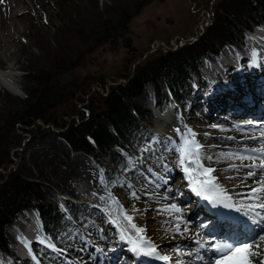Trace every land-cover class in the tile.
I'll use <instances>...</instances> for the list:
<instances>
[{"label":"rangeland","instance_id":"obj_1","mask_svg":"<svg viewBox=\"0 0 264 264\" xmlns=\"http://www.w3.org/2000/svg\"><path fill=\"white\" fill-rule=\"evenodd\" d=\"M43 1L45 2L43 5L41 4L42 6L37 4L33 10H29V16L25 21L24 33H15V42L8 48L9 52H14L16 54L17 64L13 65L15 64L14 61L2 58L1 53L0 72L15 71L16 68H19L20 71L24 73L22 80L25 93L26 91H34L37 93L39 90H37L35 84L31 83L33 79L32 72L37 74L42 71L45 76L52 77L55 83L57 80H60L62 86L67 83V81L71 80L70 83L74 85L70 101H68V98L64 95L65 93L56 94L53 90L52 101H55L54 105H57V107L53 106L49 112L57 118V123L61 124L62 121H65L67 127H64V129L54 128L50 126L51 124L45 126L41 121H37L38 126L41 128L38 129L34 135H31L30 132L27 131L28 128L16 124L13 130L15 134L21 135V146H19V148L9 149L8 155L9 157L11 156L12 164L8 167L7 172L0 170V180H3L4 178L2 177H5L10 170L15 171L24 180L32 181L42 186L44 191L43 199L47 204L54 205L59 199L68 200L73 204L87 207L89 213L82 218L81 224L73 225V229L67 233L66 236H60L58 238L59 242L56 244L59 246V250L64 251V254L57 252V254H59L58 256L56 253L52 252L50 255L51 258L47 257L45 260H42L43 263L38 261L37 264H95L93 258L88 262H78L79 260H76L72 249L75 248L80 251L79 253L84 255L91 247L94 253L101 254L104 248L108 247V249L111 250L115 248L118 250V246L116 247L115 244L117 240L119 241L120 229H117L108 219V217L111 216L109 212L113 210L108 211L105 207L97 206L93 203L96 201V198H89V195H87V193H82V191H80L82 193L81 195H73L69 192L59 190L54 183L55 180L53 178L51 179V177L50 183L46 181L44 176L46 175L47 169L50 170L52 168L53 173L54 171L58 172L61 170V167L57 165V162L61 160L62 163L63 160L69 159L70 161L75 159L82 163V166L86 165L89 167L87 172H91L101 184V193L104 198L112 194L116 195L117 202L124 206L123 211L133 217L132 223H135L137 227L145 229L140 235L156 245L162 246L161 243L164 242L163 246L169 245L170 247H175L177 250L180 249V246H183L182 248L184 251L190 249L185 251V256L191 257V259L187 260V264H193V262L195 264L196 260L200 259L193 256V254L197 253V246L206 249L204 241L208 240V236L212 233H206L208 229L205 228L202 220L198 222L200 221L198 212L197 214H194V212L198 211V204L202 205L203 203L207 204L211 202H204L200 196L195 195L196 193L192 190L194 185L189 181L187 174L184 173L181 167H175L176 171H171L176 174L174 177L175 179L170 176L171 172L169 168L171 164L169 165V163L172 161L173 165H178L177 154V159L165 156L162 160L160 156L163 155L165 146H167L168 154L172 152L173 144L169 141L178 142L175 138L173 139V133L175 137H178L176 133L177 128H179L182 133L185 131L187 132L188 129L194 131L196 133V139L198 138L197 142L203 146L201 150L206 152L212 151V149L218 147L223 148L224 152L227 154L240 153L251 148H259L260 146L246 144V142L243 141L248 139L244 131H241L242 135L241 133L239 134L240 138L237 137L234 139L233 135L229 134L231 131L228 129L231 124L235 125L237 128H241L245 126V123H242L243 125L240 126V120L246 121L249 120L248 118L255 119V117L245 116V118H233L230 115H226L221 109H219V112L216 113L217 116H215L209 113V111L214 112V110H210V108L215 104L222 106L221 103H219L220 98L225 97L224 102H227L226 98L229 97L228 95H239V91L232 92L231 88L232 86L238 85L242 78H240V76L243 73L248 75L242 80L244 82H249V84H251L255 82V79L263 81L264 75L261 74H264V60L261 59V71L256 58L253 57L252 59L254 61V66H252V61L249 62V58L252 56L247 47L242 52L244 54V61H242L239 52L227 45L222 46L219 52L207 55L203 64L198 67V72L194 74L191 83L186 85L185 93L188 95V99L186 108L183 109L181 108L182 106H178L177 100L168 99L164 94L159 96L153 86L148 83L144 92L133 99L131 104L133 103L137 108L144 111L143 118L145 120H152L153 138H151L148 144L144 140L145 138H143L134 146V150H132L133 156L131 155L127 163L126 171L122 172V176L113 184L108 182L104 171L100 169L93 159L84 152L71 151L69 145L62 138V134L67 132L68 125H70L72 121L76 120V124L80 125L89 116V111L85 109L88 104L86 102L82 103L80 100L83 98L87 100L94 91H96V93L98 92L103 99L106 100L107 95L111 92V88L127 84L132 77L135 76L136 70H134V74L131 76V71L135 63L138 62L136 67L145 66L146 62L151 66L154 61L165 52L175 51H171V49H177L176 51L179 49L180 51L181 48L183 49L185 46L192 44L191 42H196L205 35L208 27H210L209 24L218 20L220 12H217V8H219L221 2L228 0H134L138 9L135 13L133 10L134 6L132 5L130 11H128V9L125 10L124 17L126 23H124L122 31H118L119 29H117L116 37H113L115 32L109 33L110 31H108V35H106L105 31L103 36L101 33H98L96 36L94 35L95 39L98 37L95 44L92 43V40H88V38H84V36L80 35L79 30L83 25L93 27V23L96 22V18L98 17H103V20L110 24L109 20L113 18V14L118 13V10H114L117 4L116 0ZM171 19L173 22L171 25H168ZM62 26H66V31L70 34V37L68 36V43L66 44V47H68L67 57L62 64L55 63L54 65L51 64L50 67H45L47 59L45 53L41 49V47H43L41 45V37H45L44 41L48 44L47 50L51 52L54 51L57 49V40L55 38V32L52 31V27L61 28ZM244 36H246V32ZM128 38L132 39V46L136 49L134 53L129 52L127 48L124 47V45L127 44ZM181 40L185 43H182ZM162 42L164 45L160 44ZM250 42L252 51L261 50L259 47L255 48L253 41ZM227 49L229 50L228 56L232 57L236 64H234L232 59L229 63H226L228 58L226 60L223 59ZM1 51L2 49L0 52ZM148 52L150 53L149 55L147 54ZM213 58L222 60L220 62V71L225 73L227 79L229 76L228 82L229 80L235 79V77L226 72L227 66L239 68L241 65L239 70L241 75L239 74L236 78L238 81H235L232 86L222 84L218 91L219 88H214L215 84H213L216 81V78L214 80V75H216L214 70L211 71L213 80L207 82L208 86L205 88L198 86L196 81L199 79L202 80V78L204 80L210 78L206 73L209 71L208 65L213 61H210ZM68 62H71V64L78 62L79 64L72 75L69 77L63 69L60 70V73H57V66H64ZM224 63H226V66H222ZM213 64L217 66L218 62L215 61ZM9 67L11 68L8 69ZM125 76L128 77V81L125 79ZM87 79H90V81L86 82L85 80ZM101 81L104 82V89H101L102 87L100 88L99 85H94V83H100ZM224 82V77L219 76V78H217L218 85ZM158 84L161 85L160 83ZM262 84L264 85V82ZM225 86H229V88L225 89ZM159 87L160 86H158V88ZM161 90L163 93L166 92L162 85ZM222 90L230 94L222 95ZM87 91L91 92L85 96L84 94ZM241 91L242 90H240V92ZM58 95L65 96L67 101L62 102V98H57ZM93 97L91 96V98ZM28 101L30 102V97H28V95H26L25 98L18 97L15 102H8L0 98V129L4 127L9 118L8 110L10 112L19 111ZM124 101L129 102L130 100L125 98ZM148 102L153 104H149ZM75 104L79 111L78 115L74 113ZM153 106H155L157 112L152 109ZM229 107L230 106H228V108ZM103 108L104 106L102 103L101 107H97V111H95L94 114L101 112ZM81 111L85 116L84 120L80 122L79 117L81 116ZM160 115L162 119V123H160L164 125V130L166 131L160 132L164 134L159 133L157 128V120ZM210 116L221 117V120H216V118L213 117L210 118ZM248 123L251 124L252 120H249ZM204 126L205 128H201ZM198 134L200 137L197 136ZM254 134H256V130L253 131L252 135ZM156 147L163 148V150L156 151ZM151 152L153 156H151ZM152 157L155 160H162V165L167 163L168 171L162 166L154 168ZM233 164L237 166L239 171L231 169ZM141 165L145 166L149 172L138 169ZM219 166L222 167L223 174L215 177L214 183L217 185V191L224 190L228 192L227 194L231 199H227V201L230 204H232V200H237L242 204H244V200L248 202L249 200L245 198L247 191L244 192L243 189L260 187V183L258 181L256 183L253 177H251L250 180L251 185L236 181V176L241 174L246 175L248 172L242 164L236 161L226 162L224 165ZM207 167H209V164H207ZM210 167L216 169L215 165ZM37 168L41 170L43 174L42 177L36 176L35 169ZM240 168L243 171H241ZM142 175L144 176V180L140 182L139 178ZM158 177H163V179H158ZM229 177H231V179H229ZM165 181L167 183H165ZM261 181H264V179ZM200 182L201 180H199L195 186L198 187ZM188 191H190L189 194H186ZM132 193L136 195L133 196ZM199 198L201 199L200 203L198 202ZM98 201L101 203L99 199ZM254 203H258V201ZM173 204L181 208V212L171 218V215L163 210L170 209ZM109 205L115 206L114 204ZM213 206H217L216 203H213ZM27 211H22L13 224H15ZM184 222H187L188 230L184 235H179L176 233V225L180 223L181 231H184ZM120 224L126 229L127 234L134 238L136 237V233L127 221H121ZM6 227L4 229H6ZM5 233L7 236L8 233L6 231ZM197 233L202 235L201 239H199ZM206 235L208 236L205 238ZM164 236H167V238L164 239ZM7 237L12 243L10 235ZM194 237H197L196 240H200L203 246L194 245ZM43 245L48 244L43 243ZM130 245L132 246V244ZM257 245H259V242H255L254 246ZM163 246L161 248H164ZM12 249L15 253L13 245ZM164 255L166 254L164 253ZM256 258L260 259V254H258Z\"/></svg>","mask_w":264,"mask_h":264},{"label":"trees","instance_id":"obj_2","mask_svg":"<svg viewBox=\"0 0 264 264\" xmlns=\"http://www.w3.org/2000/svg\"><path fill=\"white\" fill-rule=\"evenodd\" d=\"M116 3L114 10H118V13H112L113 18L109 20L111 25L104 21L103 17H98L93 23V27L83 25L79 34L92 40L94 44L98 39V37L95 39L98 33L103 36L105 31L106 35H108V31H110L109 33L115 32L113 37H116L117 29L122 31L124 23H126L125 10L130 11L132 5L135 13L138 9L134 0H116ZM217 12H220L218 20L210 24L204 36L180 51L179 49L176 51V49L173 52H165L151 66L148 65V62L145 66H137L135 76L127 84L111 88L106 100L96 91L91 95L95 97L91 98L90 96L87 100L84 98L80 100L82 103L88 104L85 109L89 111V116L80 125L76 124V120L72 121L68 125L67 132L62 134V138L69 145L71 151L84 152L93 159L104 171L108 182L115 184L122 176V172L126 171L127 163L131 155L133 156L132 150L140 140L145 138L144 140L149 142L153 138L152 120H145L143 118L144 111L133 103L131 104L133 99L144 92L146 85L150 83L159 96L164 94L168 99L177 100L178 106H182V109L186 108L188 99V95L185 93L186 85L191 83L194 74L198 72V67L203 64L206 56L219 52L224 45L236 49L237 52L243 51L245 32L264 24V0L223 1L217 8ZM52 31L55 32L57 40V49L52 52L47 50L48 44L44 41L45 37L41 35V45L43 46L41 49L47 59L45 67H50L55 63L62 64L68 52L66 44L70 34L66 31V26L52 27ZM80 35L78 36L81 37ZM242 51L239 53L240 55H242ZM78 66V62L73 64L68 62L64 66H57V73L63 69L70 77ZM32 75L31 83L35 84L39 90L37 93L26 91L30 102L25 103L19 111L10 112L8 110L9 118L4 127L0 129V170L2 171L7 172L8 167L12 164L11 156L8 155L9 149L21 146V135L15 134L13 130L16 124L28 128L27 131L31 135L41 128L36 121H41L45 126L51 124L54 128L64 129L67 127L65 121L59 124L56 122L57 118L49 113L53 106L57 107L54 105L55 101H52V92L54 90L56 94L65 93L64 95L70 101L74 84H71V80L67 78L69 81L62 86L60 80L55 83L52 77L45 76L42 71L37 74L32 72ZM125 79L128 77L125 76ZM85 81L88 82L90 79ZM157 82L162 87L164 86L165 93ZM196 83L198 86L204 84L201 79ZM94 85H99L100 88L102 87L101 89H104L102 81L96 82ZM158 86L160 87L158 88ZM89 92L91 91H87L84 95L86 96ZM65 96L58 95L57 98H62V102H66ZM125 98L130 101L125 102ZM102 103L104 108L101 112L94 114ZM74 113L75 115L79 114L76 104ZM80 114L81 122L85 115L82 111ZM2 178L4 179L0 180L2 181L0 182V255L8 256L10 264H33L16 257L8 235L6 236V229H4L13 224L22 211H36L41 220L43 232L55 243L59 242L60 236H66L73 229V225L81 224L82 218L89 213L87 207L73 204L68 200L59 199L54 205L47 204L43 199L42 186L24 180L15 171L10 170ZM33 251L43 259L50 256L49 251L41 246L36 245Z\"/></svg>","mask_w":264,"mask_h":264},{"label":"bare ground","instance_id":"obj_3","mask_svg":"<svg viewBox=\"0 0 264 264\" xmlns=\"http://www.w3.org/2000/svg\"><path fill=\"white\" fill-rule=\"evenodd\" d=\"M44 2L45 1L43 0H0V50L2 49V51L0 52V55L2 53V58L9 60V61L11 60L14 61L15 64L13 65L17 64V56L14 52H9L8 48H10L9 46L15 42L14 34L24 33L25 21H26V18H28L29 16V10H33L37 4L43 5ZM250 41L254 42L255 48L259 47L262 51H264V38L263 40L250 39ZM228 54H229V50L227 49V52H225L224 54V58H223L224 60L228 58ZM210 61L212 62H210L208 65L209 71H207L206 73L207 75L211 71H214V70L222 72L220 71L221 70L220 62L222 60L213 58ZM215 61L218 62L217 66L216 64L215 65L213 64ZM252 66H254L253 60H252ZM10 68L11 67H9L8 69ZM6 72H13V71H6ZM261 75H264V74H261ZM247 76L248 75H245L243 73L240 76V78L241 77L242 78L240 82L238 83V85L236 86L231 85L232 92L239 91L238 96H230L228 95L230 94L229 92H225L224 90H222L221 91L222 95L229 96L226 98L227 102H224L225 97L220 98L219 103H221L223 107L215 104L210 108V110H214V112L209 111V113L217 116L216 113L219 112V109H221L222 112H224L226 115H230L233 118L234 117L245 118V116L255 117L254 120L258 119L260 121L258 123L263 124V126H258V127L246 126L247 124H250L248 123L249 121H243L242 123H245V126H242L241 128H237L235 125L231 124L228 128L231 131L229 134L233 135L235 139L237 137L240 138L239 134L241 133V131H244V133H246L248 136V139L243 140L246 142V144H255L257 146H261V145H264V137H263L264 135V90H263L264 85L262 84L264 80L258 81L257 79H255L254 83L249 84V82L242 81ZM240 90L242 91L240 92ZM0 98L5 99L8 102H15L18 99V96H13L6 89H4L3 87H0ZM228 106L230 107L228 108ZM211 117L216 118V120L221 118V117L218 118V117L210 116V118ZM161 121L162 119L160 116L158 117V120H157V123H158L157 128H158L159 133L166 132L164 130L165 129L164 125L161 124L162 123ZM201 128H205V126ZM255 130H256V134L252 135L253 131ZM160 131H163V132H160ZM184 133H186V131ZM197 136L200 137L199 134ZM252 137H255L256 139H252ZM174 138L176 139V141L179 142V137H175L173 133V139ZM155 150L161 151L163 150V148L156 147ZM167 151H164L163 155L160 156L162 160L164 159L163 157L165 156L173 157V152H170L168 154ZM201 152L202 154L213 156L214 158L213 162L204 161V164L206 167H207V164H209V167L214 166V165L216 166V171L212 173V176L214 178L216 176H220L223 174V171L221 169L222 167L219 165H224L226 162L236 161L242 165H247V164L252 163V161H249V160L241 161L239 158H237L236 155H232V154H239V153L227 154L226 152H224L223 148H219V147L212 149V151H209V152H206L203 150H201ZM240 153H243L244 155L250 154L249 152H246V151H242ZM177 155L179 154L177 153ZM151 156H153L152 152H151ZM152 160H153L154 168L162 166V163H161L162 160H155L153 157H152ZM57 163H58L57 165L61 167L60 171L58 172L54 171L53 173L52 168L50 170L47 169L46 175L44 177L48 183H50V177H51V179L53 178L55 180L54 183L56 184V187L61 191L69 192L73 195L74 194L81 195L82 193H87V195H89V198L91 197L96 198V201H94L93 203H95L97 206L105 207L106 210L108 211L113 210L109 212L111 214V218L117 219L119 223L121 221H124L121 215V206L122 208L124 206L121 205L119 202H117V197L114 194L104 198L103 194L101 193L102 192L100 188L101 184L91 174V172H87L89 168L88 166L86 165L82 166L81 165L82 163H80L79 161L75 159L73 161L72 160L70 161V159L63 160L62 163L60 160V162L58 161ZM256 163L259 164V160H257ZM169 165L171 166L169 168L170 172L172 170L176 171V168L173 167L172 161L171 163H169ZM176 167L178 168L179 166L177 165ZM244 168L248 170L247 167H244ZM138 169H142V170L149 172L148 169H146L145 166H142V165L139 166ZM165 170L168 171V168H165ZM35 171H36L35 174L37 177L43 176L40 169L37 168L35 169ZM259 175H260V179L263 180L264 172L259 173ZM170 176L174 178L176 174L174 172H171ZM143 178H144L143 175L139 178L140 182L144 180ZM196 178H197V181L201 180L202 182V181L207 180L208 176L207 174H203V175L197 176ZM235 178H236V181L241 182L242 184L245 183L246 185H251V182H250L251 178H247L245 174L238 175ZM253 178H255L254 180L257 183L256 177H253ZM199 187L200 185L197 188ZM250 188L252 187L245 188L243 189V191L244 192L247 191V194H248ZM80 191H82V193ZM189 192L190 191H188V193L186 192V194H189ZM227 193L228 192H225L224 190H219L212 194L215 197V200H216L215 203L218 207L213 206V203H214L213 201L205 200L203 196H200L204 202H211V203H207V204L203 203L202 205L198 204V211H195L194 214H197L198 212V218L200 219V221L198 222H201L202 220L204 222L203 224L205 228L208 229L206 233H212L213 237H209L208 235L205 236V238L208 236V240L204 241L205 243L204 246L206 249L204 248L202 249V247L200 248L199 246H197L198 247L197 253L193 254V256L198 257L200 259L196 260L195 264H221V262H223V264H239L240 256L237 255L236 253H226L225 258L223 259L219 258L220 252H217L214 249V242L217 240L219 242H224L226 244H231L233 246H241V247L244 246L245 244H251L252 245L251 250L260 254V259H264L263 257L264 256V239L259 238L260 236H264V231H262L264 230V224H257V220L259 219V217H254L251 214H246V209H245V207L247 208L249 203H254L255 201L247 202L246 200H244L243 201V203L245 204L244 205L241 202H238L237 200L235 201L232 200L231 202L233 206L226 207L225 204H230L227 201V199H225V197H228ZM257 195L264 196V193H258ZM98 199L100 200L101 203H99ZM201 199L200 198L198 199L199 203L201 202ZM109 204H114L115 206L113 207L112 205H109ZM236 208H240V211H237ZM212 211H215V212H212ZM167 212L171 215L170 216L171 218L175 217V215L178 214L174 210L167 211ZM261 215H264V211L261 212ZM6 229H7L6 232L8 233V236L10 235V238L12 239L13 248L15 249L16 254L20 258H31L32 255H34V253L32 252V246L35 243L41 244L40 241L43 240L44 244H48V245L50 244V240L44 235L42 231L40 219L38 217V214L35 211L25 212L24 215L21 216L15 224L9 225ZM198 237L199 239H201L202 235L200 234ZM118 238H119V241L117 240V243L115 244L116 247L118 246V250L116 248L111 250V249H108L109 248L108 247V248H104L101 254V253H94L93 248L91 247L89 251L86 252L85 255L79 253L80 251H78L75 248L72 249V251L75 254L76 260L77 261L79 260L78 262H81V263L86 262V261L88 262L91 258H93V261L95 262V264H187L188 263L187 260L191 259V257L185 256L186 255L185 251L190 250V249H187L184 251L182 248L183 246H180V249L177 250L175 247H170L169 245L163 246L164 242H162L161 244L164 248H161L162 246L157 245L158 253L161 255H164L165 253L167 256L170 257V260L168 262H163L161 260L156 259L154 256H144L142 254L134 253L133 251H131L133 245L131 246L130 243L127 242V240L121 241L120 236ZM163 238L166 239L167 236H164ZM196 238L197 237H194L195 241H196ZM195 241H194V245L196 244ZM255 242L256 243L259 242V245L254 246ZM238 244H241V245H238ZM241 255H246V254H241ZM257 260H258L257 258H253V264H256ZM7 262H8V259L5 255L0 256V264H6Z\"/></svg>","mask_w":264,"mask_h":264},{"label":"snow or ice","instance_id":"obj_4","mask_svg":"<svg viewBox=\"0 0 264 264\" xmlns=\"http://www.w3.org/2000/svg\"><path fill=\"white\" fill-rule=\"evenodd\" d=\"M176 133L179 137V142L169 141L173 144L172 152L173 159H177L176 154L178 153V166L181 167L184 173L187 174L188 179L193 183V191L197 196H203L205 200H211L214 203L216 202L215 197L212 195L217 191V185L214 183L215 178L212 176V173L216 171L213 167H206L204 161L213 162L212 155L202 154L201 149L202 145L196 140V133L191 129H188L186 133H182L179 128L176 129ZM252 139H256L252 137ZM165 151H167V146H165ZM246 152L250 154L244 155L243 153L232 154L236 155L241 161L249 160L252 163L243 165L248 168V172L246 173L247 178L256 177L257 181L260 183V187L250 188L248 194L246 195V199L249 201H259L258 203H250L246 208V214H251L254 217H259L257 220V224H264V216L261 215V212L264 211V196H258V193H264V181L260 180L259 173L264 172V145H261L259 148H251L246 149ZM231 158V157H230ZM166 159V158H165ZM259 160V164L257 165L256 161ZM177 165H173L176 167ZM163 168H167V163L162 165ZM232 170L239 171L237 166L233 164L231 166ZM207 174L208 179L200 182V187L197 188L195 185L198 183L197 176ZM158 179H163V177H158ZM231 179V177H229ZM244 182V181H242ZM165 183H167L165 181ZM135 196V193H132ZM225 199L230 200L231 197H225ZM226 207H232V204H225ZM174 210L176 213L181 212V208L177 207L175 204L171 205L170 209H165L163 211H172ZM240 211V208L236 209ZM121 215L125 221L131 226V228L136 233V237L130 236L127 234L126 229L122 227V225L118 222L117 219L111 218L109 216V222L116 226L117 229H120V240H127L128 243L132 244L133 247L131 251L137 254H142L144 256H154L156 259L161 260L163 262H168L170 257L167 255H159L157 250V245L152 243L151 241L144 238V236L140 235L145 231L142 227H137L135 223H132L133 217L129 215L127 212L123 211L121 206ZM187 222H184V231H181V224L177 223L176 225V233L179 235H184L187 232ZM264 231V230H262ZM199 235V233H197ZM260 239H264V236H260ZM40 243H44V241H40ZM196 244L201 245L200 240L195 241ZM48 247L53 248L56 251L54 245H47ZM203 246V245H201ZM251 244H245L244 246H233L231 244H226L221 248L217 246V250L222 253H236L240 256L239 264H253V258L258 257V253L252 251ZM246 254V255H241ZM223 264V262H221ZM256 264H264V259H258Z\"/></svg>","mask_w":264,"mask_h":264},{"label":"clouds","instance_id":"obj_5","mask_svg":"<svg viewBox=\"0 0 264 264\" xmlns=\"http://www.w3.org/2000/svg\"><path fill=\"white\" fill-rule=\"evenodd\" d=\"M23 75L24 73L19 68L13 72H0V87L6 89L13 96L25 98L27 94L23 88Z\"/></svg>","mask_w":264,"mask_h":264},{"label":"flooded vegetation","instance_id":"obj_6","mask_svg":"<svg viewBox=\"0 0 264 264\" xmlns=\"http://www.w3.org/2000/svg\"><path fill=\"white\" fill-rule=\"evenodd\" d=\"M126 45L129 46L128 49H127L129 52H132V53L136 52V49L133 48V46H132V39L128 38Z\"/></svg>","mask_w":264,"mask_h":264},{"label":"water","instance_id":"obj_7","mask_svg":"<svg viewBox=\"0 0 264 264\" xmlns=\"http://www.w3.org/2000/svg\"><path fill=\"white\" fill-rule=\"evenodd\" d=\"M172 22H173V20L171 19V20L168 22V25H171ZM160 44H161V43H160ZM160 44H159V45H160ZM124 47L128 49L129 46H127V45L125 44ZM147 54L149 55L150 53L148 52ZM144 58H145V57H144ZM137 64H138V62L135 63V64L133 65V68H132V71H131V76L134 74V70H135ZM127 81H128V80H127Z\"/></svg>","mask_w":264,"mask_h":264}]
</instances>
